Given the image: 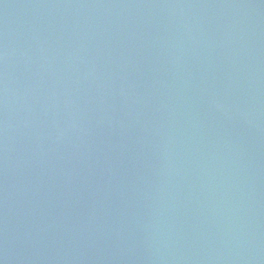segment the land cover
Wrapping results in <instances>:
<instances>
[{"label": "water", "instance_id": "95a60500", "mask_svg": "<svg viewBox=\"0 0 264 264\" xmlns=\"http://www.w3.org/2000/svg\"><path fill=\"white\" fill-rule=\"evenodd\" d=\"M0 264H264V0H0Z\"/></svg>", "mask_w": 264, "mask_h": 264}]
</instances>
